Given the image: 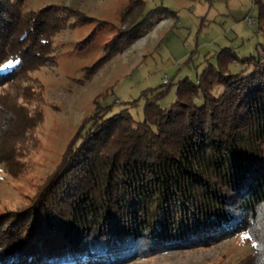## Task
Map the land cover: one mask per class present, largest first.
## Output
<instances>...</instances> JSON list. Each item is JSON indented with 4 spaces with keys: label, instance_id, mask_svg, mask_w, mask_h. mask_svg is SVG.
<instances>
[{
    "label": "trees",
    "instance_id": "16d2710c",
    "mask_svg": "<svg viewBox=\"0 0 264 264\" xmlns=\"http://www.w3.org/2000/svg\"><path fill=\"white\" fill-rule=\"evenodd\" d=\"M24 3L0 0V89L49 65L64 16L95 21L69 7L25 12ZM142 3L130 5L123 22ZM130 22L89 75L144 24ZM218 59L197 83L180 81L166 107L159 100L168 90H151L143 120L129 108L108 116L112 107L97 105L37 194L0 212V264H120L234 233L255 244L250 264H264V64L246 60L253 69L233 74L235 52L222 49ZM27 94L0 110V139L16 142V132L22 139L42 122L18 103ZM13 155H0L8 173Z\"/></svg>",
    "mask_w": 264,
    "mask_h": 264
},
{
    "label": "rangeland",
    "instance_id": "374dc122",
    "mask_svg": "<svg viewBox=\"0 0 264 264\" xmlns=\"http://www.w3.org/2000/svg\"><path fill=\"white\" fill-rule=\"evenodd\" d=\"M136 1L25 0V12L69 7L95 21L81 23L77 16H64L66 27L53 38L49 65L30 72L16 86L0 89L2 112L27 91L18 103L26 102L29 112L42 118L22 139L18 132L16 142L0 139V155L16 152L10 173L0 163V212L18 210L37 194L97 105L112 107L108 116L129 108L140 121L151 90H168L159 104L170 105L178 83L185 79L197 83L206 67L218 66L222 49L233 50L240 60L229 63L233 74L253 69L246 60L262 59L264 64V0H141L123 22ZM131 18L143 26L128 33L126 41L116 45L118 51L89 75ZM103 22L107 25L101 26ZM256 250L246 233H234L213 245L172 249L120 264H250Z\"/></svg>",
    "mask_w": 264,
    "mask_h": 264
},
{
    "label": "snow or ice",
    "instance_id": "6c2138e0",
    "mask_svg": "<svg viewBox=\"0 0 264 264\" xmlns=\"http://www.w3.org/2000/svg\"><path fill=\"white\" fill-rule=\"evenodd\" d=\"M4 67H5V68L12 67V64H11V62H9V63L5 64V65H4Z\"/></svg>",
    "mask_w": 264,
    "mask_h": 264
},
{
    "label": "built area",
    "instance_id": "2783aa9c",
    "mask_svg": "<svg viewBox=\"0 0 264 264\" xmlns=\"http://www.w3.org/2000/svg\"><path fill=\"white\" fill-rule=\"evenodd\" d=\"M252 22H254V19H252V20L249 21V23H252ZM165 83H168V81L165 80Z\"/></svg>",
    "mask_w": 264,
    "mask_h": 264
}]
</instances>
